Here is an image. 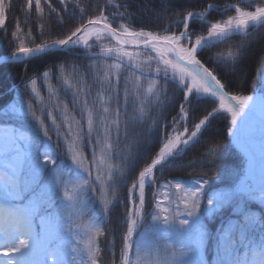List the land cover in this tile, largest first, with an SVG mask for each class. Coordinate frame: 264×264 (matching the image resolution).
<instances>
[{"label":"snow or ice","instance_id":"6c2138e0","mask_svg":"<svg viewBox=\"0 0 264 264\" xmlns=\"http://www.w3.org/2000/svg\"><path fill=\"white\" fill-rule=\"evenodd\" d=\"M130 7L0 0V41L12 49L0 60L26 66L78 54L42 72L44 83L60 76L63 100L49 85V103L39 74H24L0 109V264H264V213L249 208L264 207V67L250 94L241 68L264 30V0L200 11L191 0ZM211 10L221 17L208 19ZM145 11L153 30L134 26ZM210 48L217 51L205 57ZM201 98H213L211 110L200 111ZM221 113L227 144L211 129ZM230 149L242 164L220 189L217 168ZM190 153L200 175H165L193 168ZM97 204L100 223L85 225ZM229 207L210 231L207 222ZM116 208L125 226L119 248L105 227Z\"/></svg>","mask_w":264,"mask_h":264},{"label":"trees","instance_id":"16d2710c","mask_svg":"<svg viewBox=\"0 0 264 264\" xmlns=\"http://www.w3.org/2000/svg\"><path fill=\"white\" fill-rule=\"evenodd\" d=\"M88 0H80L81 4H86ZM124 0H114L115 4L123 3ZM158 2V0H157ZM253 0H191V9L200 11L202 10L203 5L206 3H216L218 7H225L228 4H241L247 5L252 3ZM153 6V0H131V7L129 8V12H136V10L142 9L146 10ZM113 12L120 11L123 12L124 9H112ZM221 17V13L216 10H211L208 19L212 20L213 18L219 19ZM54 22V21H53ZM164 25L167 24V19L159 21ZM200 20L197 19L195 21V26L200 27ZM137 29L139 27H145L146 30H153L154 26L152 21L149 19L147 11L144 12L142 16L138 19L137 23L134 25ZM37 29L33 26V32ZM11 39V37H9ZM11 48L8 47V40L0 41V55L8 54L11 52ZM217 49L210 48L207 49L204 53L205 57L210 55H214ZM78 54H69L66 52H57L52 55L42 56L39 58L31 59L27 62L26 66L19 63L13 62H1L0 63V109H3L5 106L14 102V89L20 83L21 76L26 74L28 77H33L34 74H39L37 87L41 91V95L44 97L46 101L49 103H54L56 97L53 96L50 98L49 93V85H51L52 89L57 90V95L61 100L64 99L62 91H61V78L57 75L55 78H50L47 83L43 82L42 72L46 70L48 67H51L54 64H58L59 62L68 59L71 60L73 56ZM264 67V30H261L257 33L256 38L253 40L250 50L245 55L241 68L245 74V82L244 87L242 89L244 94H250L252 91L253 81L257 79V71L259 68ZM26 70V71H25ZM231 79L232 77H228ZM233 93H237V89H231ZM205 102L200 105V111L204 112L205 110H211V103L213 98H201ZM218 104V102H217ZM226 120L224 119V114H218L217 118L212 122L211 129L213 133L219 138L221 143L227 144L228 138L226 133ZM193 156L194 167L193 168H185V169H177L175 167L170 168L168 172L165 173L166 176L179 175L184 177L185 179H194L197 175L201 174V169L199 165L195 162L194 154L190 153ZM242 164V158L239 152L235 149H230L222 161V165H218L217 170L222 166L224 172L219 177L218 187L220 189H225L231 186L232 176L231 171L238 169ZM96 215L92 217L90 215H86L83 218V223L86 225L89 221H94L96 223H100L101 216L99 213V205L96 206ZM249 208L258 214L264 213V207H261L256 202H251L249 204ZM232 215V209L226 208L222 211L221 214L217 215L214 219H210L207 222V226L210 231H215L224 221H226ZM123 217L121 209L116 208L111 214V223L105 225L110 229H115L117 248H119V236L121 232L124 230L125 226L122 223ZM103 241V238H102ZM214 255V248L211 244L208 245L206 251V259H211ZM251 253H249V259H251ZM109 259L107 251L104 253V260L107 261Z\"/></svg>","mask_w":264,"mask_h":264},{"label":"water","instance_id":"95a60500","mask_svg":"<svg viewBox=\"0 0 264 264\" xmlns=\"http://www.w3.org/2000/svg\"><path fill=\"white\" fill-rule=\"evenodd\" d=\"M3 55H6V54H3ZM3 55H0V56H3ZM1 62H8V61L0 60V63H1Z\"/></svg>","mask_w":264,"mask_h":264},{"label":"rangeland","instance_id":"374dc122","mask_svg":"<svg viewBox=\"0 0 264 264\" xmlns=\"http://www.w3.org/2000/svg\"><path fill=\"white\" fill-rule=\"evenodd\" d=\"M217 107H218V104H217Z\"/></svg>","mask_w":264,"mask_h":264}]
</instances>
